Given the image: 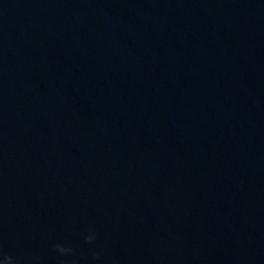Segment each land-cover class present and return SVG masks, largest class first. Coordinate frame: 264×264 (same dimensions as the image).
<instances>
[{"label":"water","instance_id":"obj_1","mask_svg":"<svg viewBox=\"0 0 264 264\" xmlns=\"http://www.w3.org/2000/svg\"><path fill=\"white\" fill-rule=\"evenodd\" d=\"M0 254L264 264V0H0Z\"/></svg>","mask_w":264,"mask_h":264},{"label":"clouds","instance_id":"obj_2","mask_svg":"<svg viewBox=\"0 0 264 264\" xmlns=\"http://www.w3.org/2000/svg\"><path fill=\"white\" fill-rule=\"evenodd\" d=\"M85 239L89 242L93 241L95 239V233L89 231L86 235H85ZM55 248L57 249L58 252L60 253H65L70 251L69 248L64 247L61 244H56ZM0 264H14V261L12 259L11 256L7 255V254H0Z\"/></svg>","mask_w":264,"mask_h":264}]
</instances>
